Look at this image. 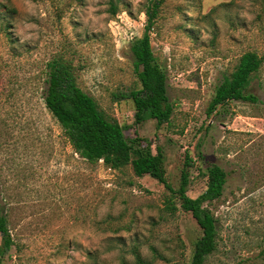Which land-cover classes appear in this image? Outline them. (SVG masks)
I'll return each instance as SVG.
<instances>
[{
    "label": "rangeland",
    "instance_id": "rangeland-1",
    "mask_svg": "<svg viewBox=\"0 0 264 264\" xmlns=\"http://www.w3.org/2000/svg\"><path fill=\"white\" fill-rule=\"evenodd\" d=\"M0 0V205L15 244L2 264L186 263L202 229L191 213L167 209L171 191L132 167L112 170L75 152L48 109V62L62 56L77 82L126 126L128 138L161 146L168 180L190 172L188 195L207 187L205 172H227L223 195L206 205L218 218L217 249L205 264H264V63L249 91L212 115L217 86L246 51L264 55L261 0H165L151 31L168 73L169 122L135 124L139 88L131 50L151 0ZM200 152V153H199Z\"/></svg>",
    "mask_w": 264,
    "mask_h": 264
},
{
    "label": "trees",
    "instance_id": "trees-1",
    "mask_svg": "<svg viewBox=\"0 0 264 264\" xmlns=\"http://www.w3.org/2000/svg\"><path fill=\"white\" fill-rule=\"evenodd\" d=\"M164 1L151 0L148 3L144 11L147 16L145 31L131 45L134 68L141 86L116 95V100H133L135 124L156 119L157 127H161L171 120L174 111L168 94V73L155 56L151 41V31ZM261 1L264 3V0ZM111 9L113 15H116L119 10L117 1H111ZM263 63L264 55L261 56L257 51L243 53L232 73L217 86L207 114L212 115L220 105L230 100L258 102V96L249 91V86L253 75ZM47 67L46 105L61 125L75 152L91 163L103 161L112 170H123L131 166L136 176L150 175L163 183L172 193L167 199V209L175 213L178 198L181 208L191 213L202 229V234L194 242L189 261L173 264H205L207 257L218 246V218L206 204L223 195L228 175L224 168L219 164L207 167V187L197 197L187 193L190 184L188 168L182 171L180 186L174 188L168 180L161 146H156L154 151L150 140L139 135L128 138L125 134L126 126L110 116L94 96L80 87L71 61L56 56L48 62ZM15 243L8 217L0 205V264L3 263L5 253ZM132 253L139 264L145 263L138 246L132 247ZM123 264L128 263L123 260Z\"/></svg>",
    "mask_w": 264,
    "mask_h": 264
}]
</instances>
